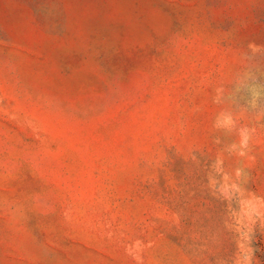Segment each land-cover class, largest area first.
Masks as SVG:
<instances>
[{
    "label": "rangeland",
    "instance_id": "1",
    "mask_svg": "<svg viewBox=\"0 0 264 264\" xmlns=\"http://www.w3.org/2000/svg\"><path fill=\"white\" fill-rule=\"evenodd\" d=\"M0 264H264V0H0Z\"/></svg>",
    "mask_w": 264,
    "mask_h": 264
}]
</instances>
